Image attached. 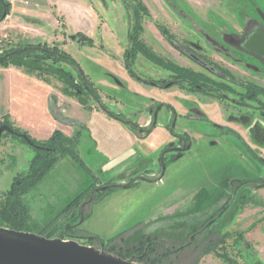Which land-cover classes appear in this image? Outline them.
<instances>
[{"label": "rangeland", "instance_id": "374dc122", "mask_svg": "<svg viewBox=\"0 0 264 264\" xmlns=\"http://www.w3.org/2000/svg\"><path fill=\"white\" fill-rule=\"evenodd\" d=\"M8 1L11 8L6 16L0 4V54L38 44L69 54L97 88L103 103L121 119L109 116L84 91L79 96L65 93L61 77L52 74L67 71L79 81L76 71L64 58L58 60L45 54L38 71L50 78V82L43 81L55 88L50 102L62 127L57 130L69 137L82 132L79 154L97 175L88 172L71 155L60 156L42 181L24 195L33 218L44 226L69 217L71 229L68 236L61 238L145 264L140 258L143 251H129L137 242L134 231L139 230L138 236L160 230L181 232L187 227H203L215 217L216 221L209 225L215 234L204 240H200V235L194 236L195 241L188 237L184 250L159 264H264V187L250 184L237 191L231 189L236 178L264 180V92L258 97L263 108L248 99L246 107L240 109L235 104L238 101L235 95H227L231 103H225L202 94H190L173 85L175 78H170L174 77L170 70L161 68L142 52L130 57L135 38L156 57L203 72L226 87L231 85L232 92L244 90L239 84L229 83L225 75L228 73L236 81H248L264 90V62L229 40L243 38L255 24L264 27V0ZM136 9L141 27L138 33L134 32ZM82 36L89 40H83ZM14 70L37 77L16 65L0 66V199L16 175L28 172L35 153L17 137L27 139L23 134L27 131L9 114L13 102L5 85ZM164 78L170 82L166 84L168 87L151 85ZM71 88L79 93L77 88ZM218 92L227 93L221 89ZM82 97L88 107L80 102ZM155 99L177 107L180 118L175 131H186L193 140L191 149L181 154L167 151V170L160 182L157 180L160 165L155 162L160 153L158 148L165 139L175 142L172 148L181 146L164 129L172 113L164 108L157 119L159 132L137 145L142 149L119 126L149 124L150 107L158 108ZM5 115L13 126L3 123ZM241 116L246 123H241ZM212 123L219 124L221 130L213 128ZM200 127L203 131H199ZM118 141L123 146L117 150ZM112 144L114 154L123 149L125 156L130 157L126 163H121L124 159L121 154L117 159H107L104 151H109ZM147 169L153 170L146 173ZM140 176L151 183L115 188L105 197L100 191L104 186L125 185L133 179V183H139ZM238 186L242 187V183ZM201 188H206L208 195L204 190L198 192ZM91 195L93 202L82 209L81 203ZM75 198L80 203L69 205ZM98 198L101 199L96 202ZM229 199L230 207L217 217ZM81 210L86 216L84 222L80 221ZM210 242L214 248L207 252ZM164 243L171 249L181 245L170 238Z\"/></svg>", "mask_w": 264, "mask_h": 264}, {"label": "trees", "instance_id": "16d2710c", "mask_svg": "<svg viewBox=\"0 0 264 264\" xmlns=\"http://www.w3.org/2000/svg\"><path fill=\"white\" fill-rule=\"evenodd\" d=\"M0 4L3 6L4 16L9 14L11 8L10 2L8 0H0ZM137 5H141V2H138ZM137 9L139 10V8ZM137 9L135 10L136 20L134 32L136 31L138 33V31L141 30V27L138 25L139 11ZM141 9L143 11H146L145 7H142ZM164 33H166V30H164ZM135 37H137V34ZM82 39L89 40L88 38H85L83 36ZM133 39L134 42H132L133 46L130 51L131 58H134L136 52H142L146 56V58L154 61V63L165 68L166 70H170L173 73L172 75H174V77L181 78L183 81H187L189 83V89L191 91H196L197 89L200 90V88H198V85L201 87H205L207 90L209 89V87L211 89L214 88L217 91L220 89H227V87L223 83L214 81L202 72L181 67L171 61L156 57V55L151 51L148 46L143 45V43H141L139 39ZM45 54L48 55V57L54 56V59L58 60H62L64 58L65 61L69 63V65H71L76 71L79 77V81L75 80L74 77L71 76V74L67 71L60 70L59 72L55 71L52 74L61 77L65 85V93L79 96L80 92L84 91L89 96H91V98L95 99L99 103L101 108H103L111 117L121 120L119 115L116 116L103 103L101 97L97 92V88L89 80L88 76L84 73L79 63L75 59H73L69 54L61 53L60 51L53 48H46L41 44L24 45L14 50H10L5 54H0V66L8 67L10 65H16L18 67L24 68L27 73L34 74L42 80L50 82V78L39 74L38 71L42 69L39 66L41 65V63L39 62L46 58ZM129 61H131L130 58ZM71 86L77 88L76 91H78L79 93L75 92L74 90H70ZM255 88V92H264V90L260 87L255 86ZM80 102L88 107L85 98H80ZM3 121V123L5 124L13 126L12 123L8 121V117L6 115L3 116ZM81 133V131H78L77 134L75 133L73 136L69 137L64 135V133L60 130H56L48 140L44 141L32 138L27 132H23L27 139L22 138L20 135L17 136L23 142L29 144L34 149L35 153L32 159L30 160L28 172L25 175H16L13 179L10 188L3 192V194L1 195L0 226L20 231L34 232L46 236L48 238L68 236L67 231L69 228H67L66 226L68 223L67 218L69 217L62 218V220H58L57 222L51 225L45 224L44 226H42L40 222L36 221L33 218L31 214V208L25 201L24 195L29 193L42 181L47 171L50 170L58 162L60 156L71 155L82 166H85L88 172H92L91 169L84 163L78 151V145L82 142ZM135 186H137L136 183L130 182L125 185L104 186L101 188L100 191L101 193H103V197H105L115 188H132ZM79 197L81 198L82 196ZM92 197L93 196H91V198ZM77 203H80L79 198H75V200L70 202L69 205H77ZM83 203L84 202H82L81 204ZM203 227H200L201 229L199 227H191L181 232L161 230L157 231L154 234L143 235L140 237V241L138 243H135L129 251H143L141 252L142 255L140 256V258L141 260H144L143 262L145 264H159L160 261L167 259L173 253H177L181 250H184V242L188 237L192 236V241H195L196 239H194V236L198 234L201 237L200 240H204L205 237L209 236L210 234L216 233L210 232L208 229H205V227ZM95 238L99 239V237ZM166 238L175 239V241L177 243H180L181 245L175 249L166 247L164 243V240H166ZM213 248V242H210L206 251L210 252Z\"/></svg>", "mask_w": 264, "mask_h": 264}, {"label": "flooded vegetation", "instance_id": "af4514ba", "mask_svg": "<svg viewBox=\"0 0 264 264\" xmlns=\"http://www.w3.org/2000/svg\"><path fill=\"white\" fill-rule=\"evenodd\" d=\"M256 25V24H255ZM254 25V26H255ZM259 25H261V24H259ZM253 26V27H254ZM262 26V25H261ZM245 37V36H244ZM243 37V38H244ZM243 38H241V39H235V38H233V37H230L229 38V40H230V42H232L233 44H235V41H240V40H242ZM236 45V44H235ZM237 47H239L243 52H246V53H248V54H251V55H254L255 57H257V58H259V59H261V61H263L264 62V59L262 58V57H260V56H258V55H256V54H254V53H252V52H249V51H246L245 49H243V48H241L240 46H238V45H236ZM207 63V62H206ZM178 65V64H177ZM180 66V65H179ZM181 67H183V66H181ZM162 68V67H161ZM186 68V67H185ZM165 69V68H164ZM224 72V71H223ZM203 73V72H202ZM224 73H226V72H224ZM173 74V73H172ZM205 74V73H204ZM226 76H227V78H228V81H229V83H233V84H239L242 88H243V92H238V93H235V92H232V89H231V85L230 86H227V89L226 90H224L225 92H227L226 94H221V93H219L217 90H215V89H211L210 87H209V89L207 90L205 87H201V86H199L198 85V88H200V90L199 89H197L196 91H191L190 89H189V83L187 82V81H185V82H181V81H183L181 78H176V77H173V76H170V78H175L174 79V82H173V85H178L182 90H185V91H187L188 93H190V94H202V95H204V96H206V97H211V98H214V99H216L217 101H220V102H225V103H231L230 101H229V99L227 100V95H235V96H237L238 97V101L235 103L236 105H238L239 107H240V109H244L245 107H246V104L245 103H247V101H248V99L249 100H254V101H257L259 104H261V107H262V105H263V103H262V100L260 101V99L258 98L259 97V95H261L262 94V92H255L254 91V89H256L255 88V86H253V85H251V83H248V81L247 82H239V81H236V79L232 76V74L231 73H228V74H225ZM211 79H213L214 81H217L216 79H214V78H212L211 77ZM168 83H170V82H167L166 80H165V78L164 79H158L156 82H152L151 83V85L152 86H156V85H158L159 87H161V88H166V87H168V86H166V84H168ZM256 87H258V86H256ZM260 87V86H259ZM261 89H262V87H260ZM206 89V90H205ZM155 101L157 102V100L155 99ZM159 102H157V104H158V108L157 109H152V106L150 107V109H149V113H151V115H152V120H150L149 121V124H147V125H140V124H138V123H133V124H125L124 126H126L129 130H130V132L131 133H133V135L135 136V138H136V143H134V145L135 146H137L139 143H141V141H143V140H145V139H147L148 137H150L151 135H153V134H155L156 132H159V130H157L158 128H159V125H158V123H157V119H158V116H159V114L164 110V108H167L168 109V111H170L171 113H172V118H171V121L169 122V124H166L165 125V127H164V129H165V131H167L168 133H169V135L170 136H173L175 139H177L178 141H180V144H181V146H180V148H178V149H176V148H172V146H174V144H175V142L174 141H167V139H165V141L163 142V144L158 148V151L160 150V153H159V155H158V157L155 159V162H156V164H158V165H160V170H159V172H160V176L157 178V180H162L163 179V177H164V175H165V173H166V168H167V165H166V163H165V159H167L166 158V153H167V151H171V150H175V151H178V152H180V154L181 153H183L184 151H188V150H190L191 149V147H192V143H193V140H192V137L190 136V134H188L186 131H182V132H176L175 131V129H176V125H177V121H178V118H180V115H179V113H178V111L176 110V108L177 107H174L172 104H170L169 102H167V101H162L161 99L160 100H158ZM264 106V105H263ZM263 108V107H262ZM103 109V108H102ZM104 110V109H103ZM107 113V112H106ZM203 113V112H202ZM108 114V113H107ZM109 115V114H108ZM110 116V115H109ZM115 119V118H114ZM115 120H118V121H121V120H119V119H115ZM190 121H192L191 119H189V122ZM247 121L245 120V118H243L242 116H241V123H246ZM128 123H131V122H129V120H128ZM206 124H208V122H205ZM212 127L213 128H215L216 130L217 129H219V130H221V126L219 125V124H217V123H212ZM203 128H201L200 127V130L199 131H203L202 130ZM252 127H251V132H252ZM85 130V129H84ZM84 130H83V132H84ZM82 141H83V136H82ZM81 144V143H80ZM80 144H79V147H80ZM137 147H139L140 149H142V147L141 146H137ZM168 147V148H167ZM138 148V149H139ZM166 148L168 149V150H166ZM182 148V149H181ZM184 148V149H183ZM180 150V151H179ZM126 151V150H125ZM136 152V151H135ZM129 159H130V157H129ZM163 164V167L161 166ZM89 168H91V167H89ZM149 170H153V169H147L146 170V173H148L149 172ZM92 171H93V169H92ZM94 173H96L95 171H93ZM153 173V172H152ZM133 174H140V173H137V172H135V173H133ZM155 174V173H154ZM96 175H97V173H96ZM139 177V176H138ZM133 179V178H132ZM140 179H142V176H140ZM146 179H142V181H139V183H136L137 185H140L142 182H149V181H145ZM130 182H134V179L133 180H131ZM151 183V182H150ZM232 183H233V186L231 187V189L232 190H234V191H237V190H240V189H244V187H246L247 185H254L255 187H259V188H261V187H264L263 186V184H264V180H262V182H260L259 181V179H257V178H243V179H241V178H236V179H233L232 180ZM239 183H242V187H240V186H238V184ZM133 188V187H132ZM117 189H129V188H117ZM205 191L206 192V194L208 193V190H206V188H201L198 192H200V191ZM112 192H114V191H112ZM197 192V193H198ZM111 193V192H110ZM109 193V194H110ZM108 195V194H107ZM208 195V194H207ZM91 196H93V195H91ZM91 196H90V199H88V200H86V201H84V203L83 204H81V207H82V209H83V206H85V205H88V204H91L92 202H93V198H94V196L91 198ZM100 199V198H99ZM99 199H97L96 200V202L99 200ZM230 204H231V200L229 199V200H227V202L226 203H224V207H223V210L218 214V215H216L217 217H219V216H221V214H223V212H225V211H227V209L230 207ZM84 214V212H83V210H81V216H80V221L81 222H84L85 221V216L83 215ZM215 218V217H214ZM213 217L210 219V220H208L207 221V223L205 224V229H210L209 228V225H211L212 224V222H215L216 220L214 219ZM83 219V220H82ZM67 228H69L68 229V231H67V234H68V232H69V230L71 229V224H69V223H67V226H66ZM203 227V228H204ZM191 228V227H190ZM202 228V227H201ZM186 229H189V227H187ZM139 230H137V231H134L133 232V237H134V239H136V241L137 242H139L140 240V237L141 236H143V235H148V234H154V233H156L157 231H155V232H153V233H144V234H142V235H140V236H138V234H137V232H138ZM161 231V230H160ZM210 231V230H209ZM198 232V231H197ZM210 232H212V231H210ZM196 235H198V234H196ZM191 240H193L192 238L190 239V241ZM135 241V240H134ZM136 242V243H137Z\"/></svg>", "mask_w": 264, "mask_h": 264}, {"label": "water", "instance_id": "95a60500", "mask_svg": "<svg viewBox=\"0 0 264 264\" xmlns=\"http://www.w3.org/2000/svg\"><path fill=\"white\" fill-rule=\"evenodd\" d=\"M235 44L264 59V27L256 24L242 40L235 41ZM0 264L143 263L123 259L105 249L75 240L48 238L38 233L0 226Z\"/></svg>", "mask_w": 264, "mask_h": 264}, {"label": "crops", "instance_id": "0c3cea01", "mask_svg": "<svg viewBox=\"0 0 264 264\" xmlns=\"http://www.w3.org/2000/svg\"><path fill=\"white\" fill-rule=\"evenodd\" d=\"M11 73H13V76L11 74H9L11 76L8 75L5 85V91L7 90L8 93L11 92V101L13 102L12 109L9 110L11 118L13 117L18 126L29 132L37 140L49 139L55 130L62 128L51 108L50 97L55 91L53 84L46 83L35 76H29L21 70H14ZM5 91L2 92L6 96ZM119 126L128 132L132 143H136V138L133 133L126 126ZM63 131L66 132L65 130ZM115 145L117 150L123 146V144L119 145V141ZM113 146L112 144V148L109 151H104L108 157L107 159H117L119 154H121L124 156L121 163H126L129 160V156H125L126 153L124 154L123 149L117 155L114 154L112 152L114 149ZM98 153L100 154L99 151Z\"/></svg>", "mask_w": 264, "mask_h": 264}]
</instances>
